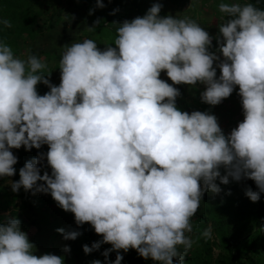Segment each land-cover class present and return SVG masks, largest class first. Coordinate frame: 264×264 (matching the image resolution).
Segmentation results:
<instances>
[{"label":"clouds","instance_id":"obj_1","mask_svg":"<svg viewBox=\"0 0 264 264\" xmlns=\"http://www.w3.org/2000/svg\"><path fill=\"white\" fill-rule=\"evenodd\" d=\"M96 6L104 7L101 0ZM161 7L114 23V42L103 50L87 38L68 46L58 86L39 74L46 65L35 55L22 60L0 42V178L16 174L12 149L47 145L9 181L11 191L50 194L77 226L88 223L102 236L83 252L109 244L102 255L107 262L116 252L111 264H121L120 253L130 249L156 264H184L192 217L204 193L221 191L217 180L253 181L257 190L245 195L254 203L264 193V9L220 3L228 19L209 51L213 37L204 28L161 16ZM40 83L49 88L44 95ZM181 84L204 85L200 99L210 106L238 87L243 120L225 135L215 115L180 110L174 85ZM45 159L51 174H41ZM57 232L65 240L80 235ZM211 235V228L203 232ZM34 249L18 219L0 222V264H64Z\"/></svg>","mask_w":264,"mask_h":264},{"label":"rangeland","instance_id":"obj_2","mask_svg":"<svg viewBox=\"0 0 264 264\" xmlns=\"http://www.w3.org/2000/svg\"><path fill=\"white\" fill-rule=\"evenodd\" d=\"M223 0H188L186 4L179 8H170L169 6H164V16L172 15L179 19L189 18L197 22L202 28H204L212 37V47L209 51H216L217 43L215 37L218 34V26L223 23V13L219 11V4ZM224 3H247V0H224ZM170 9H169V8ZM169 9V11H168ZM61 9L59 8V11ZM87 14L83 12L81 8H74L69 11L53 12L49 15V18L45 20V17L41 18L37 22L38 27L36 28V37L31 40L24 36L15 41V44L9 43L8 46L16 48L13 52L14 56L22 60L27 59L28 54L35 55L42 63L46 65L45 68L41 70L39 74L47 75L50 83L53 85H59L60 83V70H59V60L65 49L72 43L82 42L84 39H93L97 46L103 50L107 43L106 39L101 40L97 34L87 33L89 31L90 24L85 21L87 19ZM136 18V16H124L118 20V24L125 20L131 21ZM118 26V25H117ZM219 55V53H217ZM220 75L219 69H217V77ZM167 77L166 72H161L160 78L165 79ZM184 85V84H183ZM187 89L188 98L192 100L193 103L207 109L210 114L216 116L219 126L225 135L230 133V131L235 128L239 122L243 120V112L241 107V98L238 95V87L234 89L233 93L226 99H224L220 104L215 106H210L206 103L201 102L200 94L204 90V85L188 86L184 85ZM38 94L41 92L43 95L49 91V88L40 83L37 86ZM16 155L23 157V160H31L32 155L37 157L41 153L48 151L47 145H42L40 149H31L26 151L23 147L20 149L11 150ZM45 165V170L51 174L50 167L47 166L46 159L42 161ZM43 172V170H42ZM221 174H223V169H221ZM9 181H14L12 177H6L2 185L6 188L9 198L12 199L13 205L4 212L5 220L7 221L9 217H15L20 221L21 230L24 231L30 240L35 245L34 255H43L56 252H65L64 248L67 246L70 249V244L74 240H65L63 234L57 232V229H64V232L77 231L80 235L77 236V240H83L89 236H94L97 241L102 239V236L97 235L90 224L85 223L82 226H77L74 221V215L71 212H65L62 210L56 202L52 199L50 194L42 193L43 197L46 199L44 203L28 204L26 205L25 200L22 195H15L11 191L9 186ZM219 185L221 191L219 193L206 192L202 197L199 210L192 217L191 223L195 221V217L204 213L207 209L205 204H210L212 202L222 203L217 209H215L214 214L220 215L228 212L226 206L231 198H228L230 194L235 193L240 195L244 200L248 197L245 195L246 190L251 189L256 191V186L251 180H242L240 182L231 181L227 185L219 184V180L216 181ZM204 199H207L205 202ZM244 206V205H242ZM30 221L38 222L37 225L28 226ZM206 228H211V238L210 244L212 247V262L213 264L215 258L220 253V249L217 246L219 243L217 237V230L211 217H208L204 221ZM243 226V227H242ZM238 224V228L234 229L236 232L232 235L233 244L240 246L243 241L257 242L260 237L264 235V215L253 219V221L248 225ZM195 228L192 226V232L186 233L193 240V244L197 241L195 237ZM52 240L49 244L48 240ZM75 239V240H76ZM108 246L109 244H104ZM125 261H136L142 264H156V262L151 259L141 258L135 250L131 249L129 254L125 255Z\"/></svg>","mask_w":264,"mask_h":264},{"label":"trees","instance_id":"obj_3","mask_svg":"<svg viewBox=\"0 0 264 264\" xmlns=\"http://www.w3.org/2000/svg\"><path fill=\"white\" fill-rule=\"evenodd\" d=\"M187 2L188 0H101L104 7L98 8L96 6V0H0V42L6 45L9 43L15 44L17 39L23 38L24 36L33 40L36 37L35 27L37 26L39 28L37 22L41 18L45 17V20H47L53 12H59L61 14L62 12L79 7L88 15L85 21L90 24V27L97 19L101 20L95 30L88 31L87 33L89 35L98 33L101 40L106 39L108 44H112L116 37V28L118 27L114 23L118 24L120 18L124 16L142 17L156 3L161 4L160 15L164 16V6L175 9L183 6ZM247 3H252L254 6L264 9V0H247ZM59 8L61 9L60 11ZM90 10L91 14H89ZM227 19L228 17L223 13V23ZM15 50L16 48H12V52ZM163 80L171 83L168 77ZM174 87H177L180 91V96L176 99V105L180 110L189 113L192 111L209 112L188 98L187 89L183 84L174 85ZM39 95L43 94L40 92ZM13 154L17 157L18 162L14 165L16 174L12 178L14 181H17L19 179V169L29 160H23V157L15 153ZM34 158L36 157L33 154L32 159ZM40 167L41 174L47 172L44 163L41 162ZM5 178H0V222H4V212L13 205V201L9 198L6 188L2 185ZM15 195H22L26 205H39L46 200L42 193L33 195L32 192H26L23 188L15 193ZM228 198H231L226 206L228 212L215 215V209L222 203L211 201L210 204L207 203L204 205L207 208L204 213L195 217L192 226L195 228L194 235L197 237V241L184 257V264H211L212 247L210 238L203 236L206 228L204 221L208 217H211L218 232L217 237L219 243L217 246L220 249V253L215 258L213 264H264V236L262 238L260 237L257 242L243 241L244 244L240 246L234 245L232 238V235L236 232L234 228H238V224H241V226L243 224L248 225L253 219L264 215V193L261 194L260 200L255 203L249 199L244 200L242 196L236 195L235 193L230 194ZM204 200L207 202V199ZM31 223L36 226L38 222L30 221L28 226H31ZM95 242L97 240L94 236H89L83 240L76 239L71 242L68 252L53 251L47 254L61 256L64 264H93V261L96 260H99L101 264H111L112 261H115L116 252L109 253L107 262L102 255L111 245L105 246L102 244L98 250H94L89 254L83 252L84 245L91 247ZM48 243L51 244L52 240L49 239ZM130 252L131 249L127 253H120L123 256L121 264H142L136 261H125V255ZM44 253L46 254V252Z\"/></svg>","mask_w":264,"mask_h":264}]
</instances>
